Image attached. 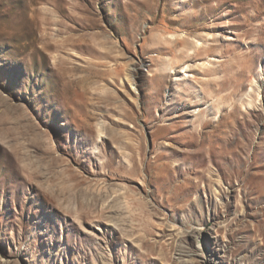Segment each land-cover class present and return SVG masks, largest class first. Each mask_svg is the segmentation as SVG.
<instances>
[{"label": "rangeland", "instance_id": "374dc122", "mask_svg": "<svg viewBox=\"0 0 264 264\" xmlns=\"http://www.w3.org/2000/svg\"><path fill=\"white\" fill-rule=\"evenodd\" d=\"M0 264H264V0H0Z\"/></svg>", "mask_w": 264, "mask_h": 264}]
</instances>
